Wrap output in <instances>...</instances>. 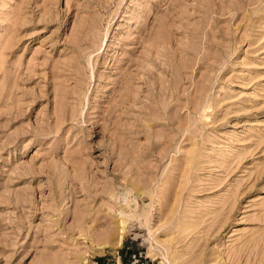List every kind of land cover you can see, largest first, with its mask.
Instances as JSON below:
<instances>
[{
  "label": "rangeland",
  "instance_id": "1",
  "mask_svg": "<svg viewBox=\"0 0 264 264\" xmlns=\"http://www.w3.org/2000/svg\"><path fill=\"white\" fill-rule=\"evenodd\" d=\"M0 264H264V0H0Z\"/></svg>",
  "mask_w": 264,
  "mask_h": 264
},
{
  "label": "bare ground",
  "instance_id": "2",
  "mask_svg": "<svg viewBox=\"0 0 264 264\" xmlns=\"http://www.w3.org/2000/svg\"><path fill=\"white\" fill-rule=\"evenodd\" d=\"M123 224H124V221H121V225H123ZM123 230H124V227L121 226V229L119 228V235H120V238H121V236H122V234H123Z\"/></svg>",
  "mask_w": 264,
  "mask_h": 264
}]
</instances>
